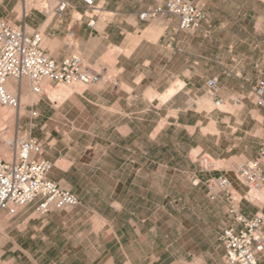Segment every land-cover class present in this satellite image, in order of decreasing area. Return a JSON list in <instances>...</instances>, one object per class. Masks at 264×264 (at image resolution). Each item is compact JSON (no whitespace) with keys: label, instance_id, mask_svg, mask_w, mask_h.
Returning <instances> with one entry per match:
<instances>
[{"label":"rangeland","instance_id":"1","mask_svg":"<svg viewBox=\"0 0 264 264\" xmlns=\"http://www.w3.org/2000/svg\"><path fill=\"white\" fill-rule=\"evenodd\" d=\"M202 1L205 17L189 31L196 89L180 99L186 116L171 114L181 121L161 118L156 124L151 113L145 123L127 122L138 114L110 117L93 98L104 77L87 86L42 80L52 88L69 85L70 94L51 98L42 89L37 100L23 103L19 118H0V146L10 134L36 137L53 163L48 177L79 198L77 206L43 216L31 205L13 216L0 212V264H225L218 237L231 219L229 201L223 194L209 199L205 181L236 177L237 165L264 141V107L255 105L251 93L264 79V0ZM16 4L12 19H20L25 5L51 17L55 0ZM74 44L72 53L90 67ZM43 47L55 53L45 36ZM205 75L218 77L224 94L218 109L201 89ZM24 84L21 97L31 93L27 79ZM153 97L166 99L147 95ZM198 111L209 118L195 129ZM112 123L123 128L112 129ZM202 154L212 163L207 170L199 165ZM236 181L239 204L250 215L264 214V202L251 201Z\"/></svg>","mask_w":264,"mask_h":264},{"label":"built area","instance_id":"2","mask_svg":"<svg viewBox=\"0 0 264 264\" xmlns=\"http://www.w3.org/2000/svg\"><path fill=\"white\" fill-rule=\"evenodd\" d=\"M80 1L90 11L87 25L92 27V12L97 9L94 0ZM67 5L65 0H56L54 9L61 12ZM162 13L176 18L179 31L195 29L205 17L200 0H163V6L148 8L139 14V18L149 20ZM42 41V33L28 31L24 22L14 25L0 20V105L16 108L20 104L18 94L7 89L9 82L20 92L24 79H27L31 91L40 94L44 79L82 86L102 79L101 70L86 66L76 54L60 62L55 61L46 54ZM217 86L216 77L206 81V89L211 96H214ZM251 93L255 105L264 107V79L256 83ZM222 103L223 99L217 98L214 106L218 108ZM3 145L9 152V158L0 150V212L13 216L20 208L31 204L33 212L43 216L53 209L62 210L79 204L74 192L48 177L53 163L42 155V145L36 137L5 138L0 149ZM209 161L208 156L202 154L200 167L207 170L212 165ZM236 178L247 188V193L264 186V141L254 157L237 165ZM191 181L193 185L199 183L196 177ZM205 188L209 199L214 200L223 194L229 201L233 225L224 227L218 237L225 264H262L258 257L264 250V214L248 217L239 211V200L233 195L227 175L206 180Z\"/></svg>","mask_w":264,"mask_h":264},{"label":"crops","instance_id":"3","mask_svg":"<svg viewBox=\"0 0 264 264\" xmlns=\"http://www.w3.org/2000/svg\"><path fill=\"white\" fill-rule=\"evenodd\" d=\"M65 1L68 5L61 12H57L53 6L54 13L51 17L43 15L41 11L38 13L36 8H24L18 20L17 17L11 18L17 7L16 0H0V20L14 25L24 22L27 30L37 31L41 28L42 35L44 34L42 47L45 36L54 45L55 53L49 55L45 52L57 62L76 54L72 53L76 48L75 41L81 54L89 58L90 67L96 66L101 70L102 78H105L93 98L95 105L103 108L104 113L110 117L138 114L126 119L127 122L145 123L148 122L146 115L151 113L157 114L153 123L155 121L158 124L162 118L171 124L182 120L179 116L171 115L172 112L186 116L188 108L180 104V99L184 100L186 95L196 89L192 77V35L189 31H179L176 18L165 13L149 20L139 18L142 11L163 6V0L161 4L157 0H94L97 9L92 12V27L87 25L90 11L80 0ZM200 2L204 12V2ZM75 12L79 14L78 18L75 17ZM43 49L45 50L44 47ZM209 78L211 77L207 75L201 77V89L207 94L206 81ZM101 80L91 85H97ZM177 80L184 83L180 89L181 82ZM175 83H179V86L172 94L164 97L166 99L162 103H159L157 97L147 98L151 92L164 96ZM7 88L15 92L12 86L8 85ZM233 90L232 88L228 94ZM223 95L218 81L214 96L210 95L213 104L215 99H223ZM197 114L195 129L201 128L209 118V113L205 111H198ZM127 127L129 128L128 125ZM111 128L121 129L123 126L112 123ZM124 136H128V133ZM228 177L232 189L239 190L236 177ZM238 209L243 215L252 216L248 206L238 204ZM230 217L229 224L224 227L233 225L232 214ZM258 258L264 264V250Z\"/></svg>","mask_w":264,"mask_h":264},{"label":"bare ground","instance_id":"4","mask_svg":"<svg viewBox=\"0 0 264 264\" xmlns=\"http://www.w3.org/2000/svg\"><path fill=\"white\" fill-rule=\"evenodd\" d=\"M26 10L28 9L27 5H25ZM18 9H21L18 7ZM19 11V10H18ZM20 12V11H19ZM21 13V12H20ZM47 80V79H44ZM8 85L12 86L11 83L9 82ZM7 85V86H8ZM179 86V83H175L166 93L163 97H166L170 94H172L174 92V90ZM41 90L45 89L47 91V94L52 98L55 97L57 95H66L69 93L70 91V86L69 85H60L59 87H55L52 88L50 87L48 84L42 82L41 83ZM14 88V87H13ZM23 88H24V81H23ZM23 88L21 89L20 92H18L15 89V93L18 94L19 96V106L16 108H11L8 106H3L4 108H0V118H10L13 117V119L15 118H19V116H21L24 113V109H23V103H31L32 101H34L35 99L37 100L39 94L34 93L31 91V93L29 95H27L26 97H21V92L23 90ZM8 89V88H7ZM31 90V88H29ZM9 90V89H8ZM13 92V91H12ZM70 94V93H69ZM63 98V97H62ZM206 103V102H205ZM208 103V102H207ZM9 136V137H8ZM5 138H11V134L8 135ZM4 140V139H3ZM1 152L2 154H4L6 156V158L8 157V153L6 147L3 145L1 147ZM249 198L251 201H254L256 204H262L264 202V187H260V188H253L249 191ZM3 220L0 219V223H2Z\"/></svg>","mask_w":264,"mask_h":264}]
</instances>
